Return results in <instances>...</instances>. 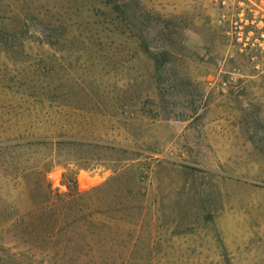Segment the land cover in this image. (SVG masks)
<instances>
[{"label":"rangeland","instance_id":"rangeland-1","mask_svg":"<svg viewBox=\"0 0 264 264\" xmlns=\"http://www.w3.org/2000/svg\"><path fill=\"white\" fill-rule=\"evenodd\" d=\"M223 1L0 0V264H264V58Z\"/></svg>","mask_w":264,"mask_h":264},{"label":"built area","instance_id":"built-area-1","mask_svg":"<svg viewBox=\"0 0 264 264\" xmlns=\"http://www.w3.org/2000/svg\"><path fill=\"white\" fill-rule=\"evenodd\" d=\"M232 11L230 35L253 60L264 58V0H227ZM223 1V5L227 4Z\"/></svg>","mask_w":264,"mask_h":264},{"label":"trees","instance_id":"trees-1","mask_svg":"<svg viewBox=\"0 0 264 264\" xmlns=\"http://www.w3.org/2000/svg\"><path fill=\"white\" fill-rule=\"evenodd\" d=\"M161 57L167 56L169 53L166 50H163L162 52L159 53ZM160 59V58H159ZM157 60V62L160 64V60ZM68 243H71V239H67Z\"/></svg>","mask_w":264,"mask_h":264}]
</instances>
